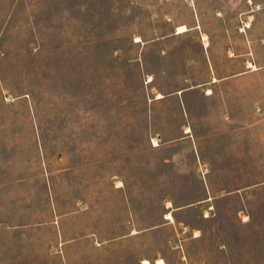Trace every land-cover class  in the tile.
<instances>
[{
  "label": "rangeland",
  "instance_id": "374dc122",
  "mask_svg": "<svg viewBox=\"0 0 264 264\" xmlns=\"http://www.w3.org/2000/svg\"><path fill=\"white\" fill-rule=\"evenodd\" d=\"M143 263L264 264V0H0V264Z\"/></svg>",
  "mask_w": 264,
  "mask_h": 264
},
{
  "label": "bare ground",
  "instance_id": "6f19581e",
  "mask_svg": "<svg viewBox=\"0 0 264 264\" xmlns=\"http://www.w3.org/2000/svg\"><path fill=\"white\" fill-rule=\"evenodd\" d=\"M180 31H183L184 27H179ZM169 217H171V215H168Z\"/></svg>",
  "mask_w": 264,
  "mask_h": 264
},
{
  "label": "crops",
  "instance_id": "0c3cea01",
  "mask_svg": "<svg viewBox=\"0 0 264 264\" xmlns=\"http://www.w3.org/2000/svg\"><path fill=\"white\" fill-rule=\"evenodd\" d=\"M204 41H205V40H204ZM204 45H205V42H204ZM205 46H206V45H205ZM186 132H189V130H188V131L186 130ZM143 261H144V260H143ZM143 264H144V263H143Z\"/></svg>",
  "mask_w": 264,
  "mask_h": 264
}]
</instances>
